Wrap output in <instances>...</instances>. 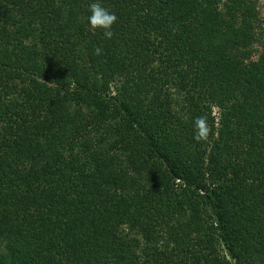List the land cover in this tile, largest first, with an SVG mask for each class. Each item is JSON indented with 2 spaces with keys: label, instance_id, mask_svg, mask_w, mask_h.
<instances>
[{
  "label": "trees",
  "instance_id": "1",
  "mask_svg": "<svg viewBox=\"0 0 264 264\" xmlns=\"http://www.w3.org/2000/svg\"><path fill=\"white\" fill-rule=\"evenodd\" d=\"M258 1L0 0V264H264Z\"/></svg>",
  "mask_w": 264,
  "mask_h": 264
},
{
  "label": "clouds",
  "instance_id": "2",
  "mask_svg": "<svg viewBox=\"0 0 264 264\" xmlns=\"http://www.w3.org/2000/svg\"><path fill=\"white\" fill-rule=\"evenodd\" d=\"M90 15L88 16V23L92 30L102 29L103 35L107 39H111L114 35L112 25L116 22L118 17L114 12H111L99 2H93L89 5ZM103 49L96 47L94 49L95 55H101ZM195 134L194 139L198 142L206 141L212 131L208 118L206 115H201L194 120Z\"/></svg>",
  "mask_w": 264,
  "mask_h": 264
},
{
  "label": "rangeland",
  "instance_id": "3",
  "mask_svg": "<svg viewBox=\"0 0 264 264\" xmlns=\"http://www.w3.org/2000/svg\"><path fill=\"white\" fill-rule=\"evenodd\" d=\"M258 9H259L260 15L262 16V18H264V0H259L258 1ZM215 111H216V109L213 108L212 112H213L214 115L217 114Z\"/></svg>",
  "mask_w": 264,
  "mask_h": 264
}]
</instances>
